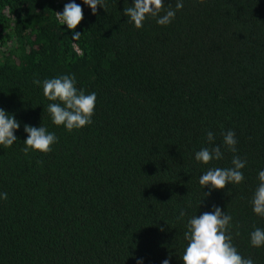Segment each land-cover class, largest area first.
I'll return each instance as SVG.
<instances>
[{
    "label": "trees",
    "instance_id": "trees-1",
    "mask_svg": "<svg viewBox=\"0 0 264 264\" xmlns=\"http://www.w3.org/2000/svg\"><path fill=\"white\" fill-rule=\"evenodd\" d=\"M69 2L0 0V108L20 124L0 145V264H183L188 220L214 205L238 252L264 264L250 243L264 229L251 202L264 170V0H182L171 23L141 28L123 14L134 0H102L96 14L74 0L76 39L56 19ZM61 75L97 97L92 123L71 132L33 83ZM25 124L56 135L50 152L22 151ZM217 145L221 159L195 160ZM234 155L244 181L206 195L200 176Z\"/></svg>",
    "mask_w": 264,
    "mask_h": 264
},
{
    "label": "clouds",
    "instance_id": "clouds-1",
    "mask_svg": "<svg viewBox=\"0 0 264 264\" xmlns=\"http://www.w3.org/2000/svg\"><path fill=\"white\" fill-rule=\"evenodd\" d=\"M201 3L204 0H200ZM85 5L91 8L92 14L97 13V6L103 7L102 0H83ZM104 8V7H103ZM164 8V0H134L132 6L124 8L123 14L133 23L136 28L143 26V21L152 16L157 18L159 25H168L175 17L176 10L183 8L182 0H176L175 10L169 8L164 15H159ZM56 19L66 25L67 29L73 30L74 39L81 33L75 29L83 20L82 7L73 2L66 3L62 12H56ZM34 84L43 88V95L47 100L52 101L47 105V112L50 114L52 123L56 126H64L67 131L83 128L92 123L96 105V93L85 94L83 89L76 87L74 75H61L59 77L35 79ZM20 124L14 115L0 108V145L9 148L17 140L14 134ZM24 131L28 134L24 140L25 147L22 151L28 154L29 151L48 153L52 145L58 140L56 135L47 131L43 126L34 127L25 124ZM207 139L211 143L214 135L207 132ZM237 140L235 132L228 130L223 134V145L233 153L237 151L235 145ZM223 156L219 145L212 148H202L195 153V160L204 164L212 160H219ZM246 160L234 155L229 168H210L199 178V184L211 190L224 189L228 184H239L244 181L241 171L246 166ZM258 186L252 197L253 212L264 217V170L258 172ZM0 199H7V193H0ZM184 211H181L177 219L183 218ZM232 217L225 214V211L218 206H213L212 211H205L201 215L191 217L187 222V231L184 238L188 241L182 254L183 264H254L251 258H244L232 243V236L228 231L231 226ZM250 243L253 247L264 246V229L255 228L250 233ZM142 264V258L137 260ZM162 264H170L169 259H164Z\"/></svg>",
    "mask_w": 264,
    "mask_h": 264
}]
</instances>
